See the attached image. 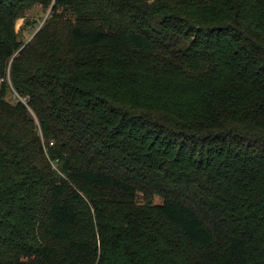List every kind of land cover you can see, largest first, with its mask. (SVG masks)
<instances>
[{"label":"trees","instance_id":"1","mask_svg":"<svg viewBox=\"0 0 264 264\" xmlns=\"http://www.w3.org/2000/svg\"><path fill=\"white\" fill-rule=\"evenodd\" d=\"M0 79V264H264V0H0Z\"/></svg>","mask_w":264,"mask_h":264},{"label":"rangeland","instance_id":"2","mask_svg":"<svg viewBox=\"0 0 264 264\" xmlns=\"http://www.w3.org/2000/svg\"><path fill=\"white\" fill-rule=\"evenodd\" d=\"M49 13H50L49 10H44L40 7H34L28 13L26 17L27 20L25 19L18 20L15 24V29L16 31H19L20 37H22L24 41L30 40L32 36L34 35V33L36 32V30L43 24L44 20L49 16ZM28 23L30 24L27 25ZM6 81L8 82V74H7ZM1 82L2 80L0 79V83ZM6 99L11 103L16 102V98H14V95L11 92L7 93Z\"/></svg>","mask_w":264,"mask_h":264},{"label":"water","instance_id":"3","mask_svg":"<svg viewBox=\"0 0 264 264\" xmlns=\"http://www.w3.org/2000/svg\"><path fill=\"white\" fill-rule=\"evenodd\" d=\"M34 34H35V33H34ZM32 37H33V36H32ZM31 39H32V38H31ZM31 39H30V40H31ZM30 40H28V41H30Z\"/></svg>","mask_w":264,"mask_h":264}]
</instances>
